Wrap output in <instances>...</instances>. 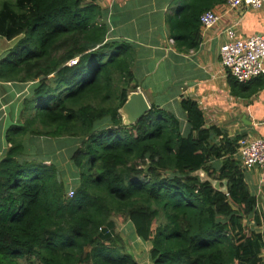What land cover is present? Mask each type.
Wrapping results in <instances>:
<instances>
[{"label":"trees","instance_id":"obj_1","mask_svg":"<svg viewBox=\"0 0 264 264\" xmlns=\"http://www.w3.org/2000/svg\"><path fill=\"white\" fill-rule=\"evenodd\" d=\"M224 2L178 9L176 47L198 49L201 14ZM109 36L99 0H0V38L13 42L0 53V108L27 87L0 159V264H139L115 216L151 242L153 264H264L248 224L257 199L235 158L244 135L213 140L192 99L181 102L184 119L151 104L125 124L137 51ZM228 73L238 96L264 88Z\"/></svg>","mask_w":264,"mask_h":264},{"label":"crops","instance_id":"obj_2","mask_svg":"<svg viewBox=\"0 0 264 264\" xmlns=\"http://www.w3.org/2000/svg\"><path fill=\"white\" fill-rule=\"evenodd\" d=\"M188 0H99L110 26V39L126 41L137 51L135 75L147 101L174 110L182 119L183 99L197 102L206 117V126L214 127L213 140L224 136H264V88L250 98L238 96L229 83V73L221 64L220 47L225 30L235 26L239 37L264 32V10H233L226 4L213 8L221 17L215 28L204 31L198 49L181 51L172 37L177 11ZM264 80L260 76L244 85ZM26 90V89H25ZM16 96L3 104L0 123V159L8 150L5 128L10 121L11 104L24 92L13 87ZM249 189L257 199L256 213L249 226L262 237L264 260V170L245 171ZM150 256V251H149ZM136 257V253H135ZM151 258V257H150ZM137 259V258H136ZM139 262V260H138ZM143 264H153L145 261Z\"/></svg>","mask_w":264,"mask_h":264},{"label":"built area","instance_id":"obj_3","mask_svg":"<svg viewBox=\"0 0 264 264\" xmlns=\"http://www.w3.org/2000/svg\"><path fill=\"white\" fill-rule=\"evenodd\" d=\"M224 4L233 10H264V0H225ZM220 19L215 10H206L200 17L201 27L204 31L212 30ZM224 33L225 41L220 47V60L224 68L244 84L264 76V32L239 37L235 26H231ZM235 158L245 170H264V136H243L238 142ZM69 195L72 197L74 191L71 190Z\"/></svg>","mask_w":264,"mask_h":264},{"label":"rangeland","instance_id":"obj_4","mask_svg":"<svg viewBox=\"0 0 264 264\" xmlns=\"http://www.w3.org/2000/svg\"><path fill=\"white\" fill-rule=\"evenodd\" d=\"M13 42H9L6 39L0 38V53H2L4 50H6L10 45H12ZM27 88V87H26ZM26 88L20 89L22 92H26ZM10 94H6V96L3 99H6L4 102L7 103L9 100ZM12 97V96H11ZM14 99V97H12ZM3 109V108H1ZM0 109V110H1ZM2 126L3 123H0V135L2 132ZM8 124L6 125V127ZM1 138V136H0ZM202 178L206 179L208 178V175L205 174L203 171H200L198 173ZM211 181L215 185L217 182L214 179V177L211 178ZM223 190H226V186H223ZM115 219V232L120 233L123 239L126 241L127 247L132 250H134V253H136V258L139 260V264H143L145 261L152 263V260L149 256V251L152 248V244L149 241H144L135 232V228L132 222L130 221H123L118 217H114ZM24 264H34L30 263L28 261H25ZM39 264V263H37Z\"/></svg>","mask_w":264,"mask_h":264},{"label":"water","instance_id":"obj_5","mask_svg":"<svg viewBox=\"0 0 264 264\" xmlns=\"http://www.w3.org/2000/svg\"><path fill=\"white\" fill-rule=\"evenodd\" d=\"M151 108L150 103L147 101L142 91L137 90L131 92L128 96V100L120 109V114L123 118V122L127 125L135 123L143 114L149 111ZM215 187L221 189V182L216 181Z\"/></svg>","mask_w":264,"mask_h":264}]
</instances>
